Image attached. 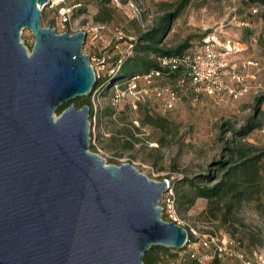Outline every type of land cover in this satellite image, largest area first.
I'll return each mask as SVG.
<instances>
[{"label":"water","instance_id":"obj_1","mask_svg":"<svg viewBox=\"0 0 264 264\" xmlns=\"http://www.w3.org/2000/svg\"><path fill=\"white\" fill-rule=\"evenodd\" d=\"M49 0H0V264H143L152 245L188 232L161 218L168 186L88 150L86 32L41 25ZM31 30L30 53L19 40Z\"/></svg>","mask_w":264,"mask_h":264},{"label":"rangeland","instance_id":"obj_2","mask_svg":"<svg viewBox=\"0 0 264 264\" xmlns=\"http://www.w3.org/2000/svg\"><path fill=\"white\" fill-rule=\"evenodd\" d=\"M78 1L82 7L74 11L71 26L86 27L82 50L98 71L96 79L106 80L105 87L94 86L88 95L92 109L88 117V150L99 155L105 164L130 163L149 179L175 180L174 186L179 184L178 178L203 182V176H209L210 181L202 184L213 185L224 171L219 162L224 163L223 168L230 163L227 140L238 137L236 130L251 116L261 126L239 138L256 150L264 148V101L259 105L256 101L264 96V1L192 0L184 8L170 24L160 45L173 47L189 36L196 45L203 32L216 31L220 42L230 47L228 60L235 66L239 79L228 77L229 86L245 91L237 98L228 93L195 95L189 85H183L178 87L173 107L168 110L164 109L163 98L153 93L145 100H137L126 90V85L119 86L114 81V76L120 66L119 59L126 57L129 50L130 54L133 52L130 39L136 40L140 33L152 28L166 10H172L176 0H118V4L110 0L113 16L108 21L94 19L100 0H65L68 4ZM40 21L43 27L51 26L56 33L69 27L60 24L58 5L43 7ZM98 24L108 28L95 32L92 28ZM19 40L30 53L34 43L31 30L22 28ZM155 84L172 86L169 81ZM146 112L154 120L161 118L163 126L142 124ZM260 164L258 197L234 203L230 211L226 207L228 201L224 200L209 204L207 199L199 197L192 205L185 201L178 203L173 187L176 222L187 229L193 243L181 249L167 248L168 252L159 250L158 264H208L212 247L202 245L203 237L208 234L238 240L239 247L246 252L256 250L264 260V157ZM181 186L186 192V185ZM166 196L158 205L161 218L171 221ZM155 246L159 245L151 248ZM219 264L236 262L226 258Z\"/></svg>","mask_w":264,"mask_h":264},{"label":"trees","instance_id":"obj_3","mask_svg":"<svg viewBox=\"0 0 264 264\" xmlns=\"http://www.w3.org/2000/svg\"><path fill=\"white\" fill-rule=\"evenodd\" d=\"M192 0H176L172 5V10H166L163 15L159 17L156 24L149 28L148 30L139 34L137 39L133 42V52L130 55L124 57L120 63L119 69L114 76V81L120 83L122 80L128 79L138 73H146L152 69L158 68L156 62L157 57L162 55H180L194 50L202 41V39L212 32L207 30L203 32L199 37L196 45L191 43V37H186L183 41L177 43L173 47H162L160 45L163 35L168 30L170 24L181 14L184 8ZM258 2H263L264 0H256ZM76 8V10L81 9L82 3ZM110 0H100L98 6V12L95 14L94 19L97 21H108L113 16V8L109 6ZM77 3V2H73ZM71 3V4H73ZM182 76L180 70L168 71L162 70V74L155 78V83L169 81L172 83L171 88L178 91L179 86L189 85L190 83L186 78L183 84L178 83V79ZM103 78L96 79L95 87L104 86L105 82ZM192 89V87L190 86ZM193 90V89H192ZM89 96L85 98L77 97L72 101H67L56 108L55 113L58 115L64 108H66L71 103L75 104L77 108L83 105H88L91 108V102ZM258 105L264 101L263 97H258L256 99ZM92 109L90 111L91 116ZM153 116L148 112L145 113V118L142 119V124H151L156 126H163L162 120H154ZM261 122L254 118L249 117L246 123L239 129L236 130V135L238 137L232 140H227L228 150L230 154V163L226 168H223L224 163L219 162L224 169L220 179L213 185L202 184L210 181L209 176H203L205 179L203 182H196L193 179L188 178H178V183L175 185V180L170 182L175 187V198L178 203L185 201L187 205H192L196 198H205L208 200L209 204H215L220 200L228 201L226 202V207L230 211L234 203H239L242 200H254L259 194V183L262 178L260 168V161L264 157V148L256 150L255 146L251 144H244L241 142L240 136H243L253 129L259 128ZM161 143V140H159ZM181 185H186L187 191L182 189ZM189 240L191 237L188 236ZM237 243L240 242L237 240ZM241 250L249 256L252 250L246 252L240 246ZM159 250L163 252H168L169 249L162 246H155L150 248L143 255V264H158L160 259ZM221 259L214 256L208 264H219ZM194 264H198L194 262Z\"/></svg>","mask_w":264,"mask_h":264},{"label":"built area","instance_id":"obj_4","mask_svg":"<svg viewBox=\"0 0 264 264\" xmlns=\"http://www.w3.org/2000/svg\"><path fill=\"white\" fill-rule=\"evenodd\" d=\"M113 1L118 4V0ZM48 5H58V19L60 24L62 26H69L62 32L67 31L70 34L80 30L86 32V27L84 26L79 29L71 26L72 15L76 8L80 6L79 2L68 4L65 0H49ZM104 28H108L107 25L98 24L92 30L97 32L99 29ZM134 41V39H130L129 47H133ZM130 52L131 50L127 52V55ZM229 52V45L222 44L217 32L212 31L191 52L180 55L159 56L156 59L158 68L146 73L135 74L128 79L122 80L118 85H126V90L134 94L137 100H140V98L145 100V97L149 93H153L155 96L163 98L164 109L168 110L173 107L177 92L170 87L157 86L155 84V78L161 76L162 70H180L182 76L178 79V83L183 84L187 78L195 95L204 93L209 96H220L228 93L233 98H237L245 89L235 90L229 86L227 81L228 77L238 79L235 66L228 60ZM121 61L122 59H119L120 63ZM95 76H99L97 70L95 71ZM164 180L167 183L168 190L163 194L162 198L165 199V195H168L166 196L167 211L172 221L177 224L176 212L173 205L174 197L172 196L173 184L168 178ZM192 243L188 238L184 246H190ZM202 245L212 247V253L209 255L210 259L216 256L221 260L226 258L235 260L236 264H264V260H262L261 255L256 250H252L251 254L247 256L238 246V243L226 235L218 236L217 234H208L203 237ZM191 255L193 256L194 254Z\"/></svg>","mask_w":264,"mask_h":264}]
</instances>
